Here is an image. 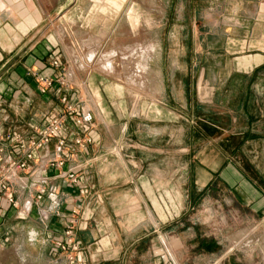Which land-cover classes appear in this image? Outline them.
Instances as JSON below:
<instances>
[{"label":"crops","instance_id":"crops-1","mask_svg":"<svg viewBox=\"0 0 264 264\" xmlns=\"http://www.w3.org/2000/svg\"><path fill=\"white\" fill-rule=\"evenodd\" d=\"M152 3L151 23L166 33L150 53V80L131 84L83 71L102 110L92 131L95 145L79 156V162L98 159L84 177L89 195L80 196L64 179L52 181L61 205L53 209L47 196L34 205L24 227L26 246L48 254L79 210L75 264H239L244 255L264 264V0ZM45 10L41 0H0L5 133L30 137L43 115L61 109L62 97L76 101L73 92H58L60 72L51 61L59 57L70 65L72 55L47 33ZM69 68L66 80L76 85ZM37 75L54 79L49 92L42 94ZM215 187L236 207L231 214L247 217L260 234L259 257L254 238L241 250L233 241L216 238L211 247L202 235L190 237L188 218ZM16 218L15 210L0 212V251L11 248ZM54 264L72 263L60 255Z\"/></svg>","mask_w":264,"mask_h":264},{"label":"rangeland","instance_id":"rangeland-1","mask_svg":"<svg viewBox=\"0 0 264 264\" xmlns=\"http://www.w3.org/2000/svg\"><path fill=\"white\" fill-rule=\"evenodd\" d=\"M115 1L41 0V4L45 7L47 13V33L53 36L56 35L57 39L64 42L72 55L70 58L71 66L67 63L64 66L63 63L65 74L70 66V74L76 80V86L80 89L83 97L88 99V105H90V102L95 104L97 116L100 114L102 116L101 97H97L98 92L89 90L90 87L86 82L83 71L96 72L131 84L147 82L150 80L147 71L150 53L154 49H159L160 45L163 44L161 41L166 33V27L151 23L153 0H118L116 4ZM136 3L144 11H136L134 5ZM140 12H144L141 18ZM163 13L164 11L160 9L159 13L155 14L157 18H161ZM164 48L168 51L173 49V43H166ZM110 66L113 67L112 72L106 71L105 69ZM38 84L41 89V84ZM41 123L42 120L40 124L35 126H41ZM31 130L34 134V129L31 128ZM24 138L29 137L24 136ZM19 177H28L30 178L28 185L32 183L31 174H20ZM11 191H14L19 205L22 206L24 202L23 192L17 186L11 188ZM222 192L223 190L216 187L211 188L207 191V203L201 201L196 203L195 211L188 218L189 223L193 226L190 237L194 238V236L202 235L205 242L211 247L214 245L216 238L225 239L227 242L233 241L234 247L236 246L241 250L247 245L249 237L250 239L254 238L256 242L254 257H259L260 234L252 231L247 217L239 218L231 214L232 209L236 207H233L229 199L223 200L219 197V195H223ZM27 193L28 191H26ZM50 193H53L56 198H48L50 207L58 209L61 205L58 187L54 185ZM204 210L207 213L198 216V212ZM216 211H219L220 214H216ZM211 212L214 214H211ZM16 219L10 222L15 227L14 234L10 236L11 248L0 251V264H54L60 255H64L68 261H70L71 256H74L71 252L62 253L54 245L53 248H50L48 254L38 249H30V246H26L27 235L24 230L28 218L25 220ZM191 246L196 248L192 252L194 257L198 256V243L194 241ZM156 252L161 254L163 251ZM164 252L166 253L165 250ZM144 257L149 259V253L144 254ZM242 258L243 264H254V262H251L253 255H250L248 259L245 255ZM24 260H27V262H24Z\"/></svg>","mask_w":264,"mask_h":264},{"label":"built area","instance_id":"built-area-1","mask_svg":"<svg viewBox=\"0 0 264 264\" xmlns=\"http://www.w3.org/2000/svg\"><path fill=\"white\" fill-rule=\"evenodd\" d=\"M51 66L60 72L58 92H73L76 101H71L67 96L62 97L61 109L45 114L41 126L31 127L34 134L29 138H24L16 131L5 133L0 130V212L15 210L17 218L23 220L30 216L34 205L42 202L46 196L55 198L50 193L55 179H64L69 188L78 189L80 196L87 197L89 188L85 185L84 177L98 160L93 158L79 162V156L95 145L92 131L95 127L96 106L93 102L88 105L89 101L83 97L80 89L66 80L63 62L59 57L52 59ZM37 79L42 94L49 92L55 83L50 77L38 76ZM67 165V169L61 173ZM50 172L58 174L50 176ZM26 173L32 176L30 185V178L19 177ZM15 186L23 192L22 206L14 191H11ZM79 216V210H73L64 239L54 241L57 250L74 255L69 258L72 264L79 261L81 253V246L73 235Z\"/></svg>","mask_w":264,"mask_h":264}]
</instances>
